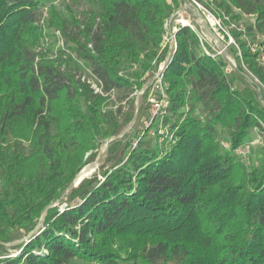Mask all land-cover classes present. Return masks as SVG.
<instances>
[{
    "label": "trees",
    "instance_id": "16d2710c",
    "mask_svg": "<svg viewBox=\"0 0 264 264\" xmlns=\"http://www.w3.org/2000/svg\"><path fill=\"white\" fill-rule=\"evenodd\" d=\"M85 1L0 0V264H264V160L235 153L263 135L264 105L242 66L227 72L189 25L175 33L148 126L109 141L100 176L70 185L132 119L175 11L173 0ZM208 1L227 24L253 17L230 32L264 95L248 46L264 35V0ZM64 192L63 208L17 243Z\"/></svg>",
    "mask_w": 264,
    "mask_h": 264
},
{
    "label": "rangeland",
    "instance_id": "374dc122",
    "mask_svg": "<svg viewBox=\"0 0 264 264\" xmlns=\"http://www.w3.org/2000/svg\"><path fill=\"white\" fill-rule=\"evenodd\" d=\"M63 1L68 2V3H73V7H75V9L77 8L78 10L85 8L87 6V3L85 0H80V1L78 0L79 3L78 2L74 3V0H52V2L57 6L62 4ZM167 1L172 3V0H167ZM173 1L175 2L174 3L175 11L179 7H182V9H184V4H183L182 0H179V5H177L175 0H173ZM187 3L191 9H195L201 14L202 18L204 19V21L206 22V24L208 26H209V24H208L206 18L209 20L211 27L214 30V35L221 41L222 44L224 42L228 44L227 45L228 52L230 51L235 56V51H236L239 54V58H240L241 57L240 50L238 48V45L235 42L234 37L232 36V34L230 32V30H231V28H236L237 30H243L245 27L244 26L245 24L251 23L253 21V17L245 18L244 20H241L239 24H236L235 22H231L230 24H227L224 22L223 17H221L217 14V10L212 6V4L208 0H201L200 2L199 1L197 2L195 0H187ZM191 9L186 8V11H184L185 13H181L180 16L173 18L172 25L174 27L176 26L175 29L178 28V26L181 24L179 22L180 19L183 21L188 20L191 23L196 24V27L199 30L203 29L202 19L199 16L194 15L192 13ZM199 30H198V33L200 34L201 39L207 45V47L212 52L214 50L217 51V47H216L217 42L215 43L214 41H210L206 37L203 38L204 35L202 36ZM42 38L44 40L43 41L44 43L46 41L47 42L52 41V38L48 39V36L46 35V33H43ZM242 38L246 39L248 37L245 38L243 36ZM164 41H165L164 46L166 49V51H165V54H166L168 51V48H169V42H168V34L166 33L165 28H164ZM250 42H254L257 45L263 46L264 45V35L259 33L256 35L255 39L250 40ZM60 44H61V42H59L57 40H55V42H53L52 45H51V42H48V45L50 47H52L53 49H56ZM219 57L223 59L221 54H219ZM162 60L159 63L155 64L153 69L148 73L147 77L144 79V81L142 83V87L134 93V100L132 103V107L130 109L131 113H132L131 121H129L126 124H123V123L119 124L120 133L116 136H113V137L105 140L101 144V146L99 147L95 157L93 159H91L90 161L86 162V164H88V165L85 166L80 171L81 174L93 169L91 171V173L96 172L100 176V173L102 172V170L99 169L98 166L100 165V163L105 158V153H106V148H107L108 142L111 141L112 139L120 137L125 132L134 136L135 133L142 132L145 129V127L148 126L149 121H151L152 118L154 117L156 111L159 108V104L163 98V82H162V79H161V83H160L158 81V78H156V75L159 72L160 67L162 66ZM234 63H235V65L240 64L245 73H247V74L250 73L245 68V64L243 62L238 61V63H237L236 61H234ZM158 65H159V68L156 70L155 68ZM250 75H251V73H250ZM241 81H242L243 87H244L247 80L246 81L241 80ZM256 82L259 83L258 80ZM259 85H260V83H259ZM262 89L264 92L263 87H262ZM262 98L264 100V95H262ZM249 142H250V144H249L248 150H249V153H251V155L249 158L245 156L244 160H246V158H247V160L249 162L263 161L264 160V136L260 135L257 132H253L250 135ZM65 193L66 192H64L61 195V197L59 198V200L55 202V204H57L58 207L61 209L65 205V200H64ZM9 245L10 244H8V246ZM10 249H14V248L11 246ZM68 264H96V263L94 261L87 259V258L75 257Z\"/></svg>",
    "mask_w": 264,
    "mask_h": 264
},
{
    "label": "bare ground",
    "instance_id": "6f19581e",
    "mask_svg": "<svg viewBox=\"0 0 264 264\" xmlns=\"http://www.w3.org/2000/svg\"><path fill=\"white\" fill-rule=\"evenodd\" d=\"M183 1V4H184V9H182V13L184 12V11H186V8L187 9H191L190 8V6L188 5V3H187V0H182ZM192 10V13L194 14V15H197V16H199L201 19H202V25H203V29L202 30H199L198 28V30L200 31V33L202 34V36H203V38H207V39H209L210 41H214L215 43H216V47H217V51L216 50H214L213 51V53L215 54V55H217V56H219V54H221L222 55V57H223V59L225 60V70L227 71V72H230L232 69H235V70H237L238 71V67H237V65H235V63H234V61L230 58V56L228 55V50H227V45L228 44H225L224 45V43L222 44L221 43V41L214 35V30H213V28L211 27V24H210V22H209V20L206 18V20H207V22H208V24H209V26L206 24V22L204 21V19L202 18V16H201V14L197 11V10H195V9H191ZM172 20H173V18H170V19H167L166 21H165V31H166V33L168 34V42H169V48H168V51H169V53H168V55H167V57H169L170 56V54H171V51H172V48H173V40H172V36H173V32H174V29H175V27L172 25ZM179 22H182V23H185V22H188V23H191L190 21H188V20H186V21H183V20H181L180 19V21ZM192 25H193V27H195L196 28V24H194V23H191ZM206 41V40H205ZM161 70H162V66L160 67V69H159V72L157 73V75H156V78H158V81L161 83ZM240 73L245 77V79L248 81V82H250L252 85H254L255 86V88H256V91H257V93H258V98H259V100L261 101V103L264 105V100H263V98H262V94H261V88H260V85H259V83H257L256 81H257V79H255L252 75H250V73L249 74H247V73H245L244 71H240ZM88 165V164H87ZM86 165V166H87ZM79 174H81V172L79 173ZM86 176V175H85ZM83 177L84 176H82V177H77L78 179V181L79 180H81V179H83Z\"/></svg>",
    "mask_w": 264,
    "mask_h": 264
},
{
    "label": "water",
    "instance_id": "95a60500",
    "mask_svg": "<svg viewBox=\"0 0 264 264\" xmlns=\"http://www.w3.org/2000/svg\"><path fill=\"white\" fill-rule=\"evenodd\" d=\"M182 13V7H179L176 11H174L167 19H170V18H175V17H178V16H180V14ZM183 25H185V24H187V23H182ZM224 45H225V43H224ZM174 49H175V45H174V48H173V50H172V52H171V54H170V56L169 57H167V59L164 61V63H163V67H162V72L165 70V68H166V66H167V64H168V62L171 60V58H172V56H173V53H174ZM228 55L234 60V61H236L237 62V60H236V58H235V56L229 51L228 52ZM238 63V62H237ZM239 85H241V82H239ZM131 121V120H130ZM111 138V137H110ZM87 164H85L80 170H79V172L86 166ZM78 172V173H79ZM78 173L75 175V177L72 179V181H71V183H70V185H73V187H76L82 180H77L78 178H77V176H78ZM92 174V173H91ZM91 174H88V175H86V176H84L83 177V179L85 178V177H88L89 175H91ZM53 205H55V203H52L51 205H49L47 208H45V210L42 212V215H41V217H40V220H39V222L35 225V227L31 230V231H29L25 236H23L21 239H19V240H17V243H22V242H25V241H27L30 237H32V236H34L35 234H37L40 230H41V228H42V226H43V220H44V216H45V214H46V210L50 207V206H53ZM18 250V248L16 247L15 249H10L9 251L11 252V254H13V253H15L16 251Z\"/></svg>",
    "mask_w": 264,
    "mask_h": 264
},
{
    "label": "built area",
    "instance_id": "2783aa9c",
    "mask_svg": "<svg viewBox=\"0 0 264 264\" xmlns=\"http://www.w3.org/2000/svg\"><path fill=\"white\" fill-rule=\"evenodd\" d=\"M181 24L179 26H182V22H180ZM187 24L185 25H189L191 28H194L193 25L191 23H188V22H185ZM178 28H176L173 32V36H172V42H173V48H174V45L176 46V40H175V33L177 31ZM196 29V28H195ZM202 35V34H201ZM245 37V35H243ZM246 38V37H245ZM165 42V41H164ZM225 43V42H224ZM227 44V43H225ZM248 46L250 47V50L252 52H257V56H256V60L259 62V63H262L264 64V48L262 45H257L255 44L254 42H248ZM172 48V50H173ZM175 50V49H174ZM172 52V51H171ZM212 52V51H211ZM169 51H167V53L164 55V58L162 60V67H163V63L164 61L167 59V55H168ZM212 54L214 55V53L212 52ZM164 72V71H163ZM163 72L161 70V79L163 77ZM163 82V80H162ZM162 101V100H161ZM263 136H264V133H263ZM222 146H226V143L224 141L221 142ZM250 142L249 141H246L244 144L240 145L239 147H237L235 149V153L239 154V155H242L243 157L246 156V152H247V149H248V146H249ZM96 264H103L101 262H98Z\"/></svg>",
    "mask_w": 264,
    "mask_h": 264
}]
</instances>
